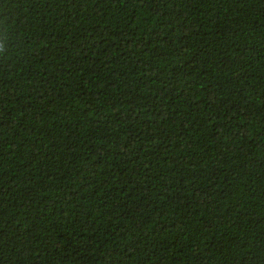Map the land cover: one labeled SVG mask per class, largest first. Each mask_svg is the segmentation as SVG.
<instances>
[{
	"label": "trees",
	"instance_id": "obj_1",
	"mask_svg": "<svg viewBox=\"0 0 264 264\" xmlns=\"http://www.w3.org/2000/svg\"><path fill=\"white\" fill-rule=\"evenodd\" d=\"M0 264H264V0H0Z\"/></svg>",
	"mask_w": 264,
	"mask_h": 264
}]
</instances>
